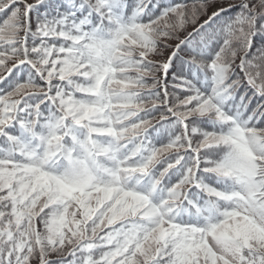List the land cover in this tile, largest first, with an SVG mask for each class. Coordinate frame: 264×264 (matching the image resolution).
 I'll return each instance as SVG.
<instances>
[{"label":"snow or ice","instance_id":"snow-or-ice-1","mask_svg":"<svg viewBox=\"0 0 264 264\" xmlns=\"http://www.w3.org/2000/svg\"><path fill=\"white\" fill-rule=\"evenodd\" d=\"M0 264H264V0H0Z\"/></svg>","mask_w":264,"mask_h":264}]
</instances>
